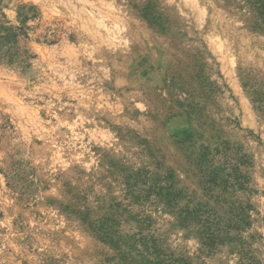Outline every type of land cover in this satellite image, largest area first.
I'll return each mask as SVG.
<instances>
[{"label":"rangeland","instance_id":"rangeland-1","mask_svg":"<svg viewBox=\"0 0 264 264\" xmlns=\"http://www.w3.org/2000/svg\"><path fill=\"white\" fill-rule=\"evenodd\" d=\"M203 146L249 178L243 252L128 197L132 175L172 170L206 201ZM132 217L194 264H264V0H0V264H121L89 225L138 233Z\"/></svg>","mask_w":264,"mask_h":264},{"label":"trees","instance_id":"trees-1","mask_svg":"<svg viewBox=\"0 0 264 264\" xmlns=\"http://www.w3.org/2000/svg\"><path fill=\"white\" fill-rule=\"evenodd\" d=\"M221 155L226 159L217 162L216 157ZM192 156L206 201L179 187L172 170L164 175L144 171L132 175L126 183L128 197L133 204H147L150 200L161 204L175 217L179 227L192 230L205 249L213 250L232 240L241 252L245 251L249 247L245 239L253 238L243 235L252 225L253 208L238 196L249 190V178L241 169L242 163L228 158L220 148L211 150L203 146ZM132 219L136 220L140 233L123 234L119 221L108 218L92 222L89 229L116 251L121 264H194L184 256L164 253L154 236L143 232L147 220Z\"/></svg>","mask_w":264,"mask_h":264},{"label":"bare ground","instance_id":"bare-ground-1","mask_svg":"<svg viewBox=\"0 0 264 264\" xmlns=\"http://www.w3.org/2000/svg\"><path fill=\"white\" fill-rule=\"evenodd\" d=\"M185 4V3H184ZM184 7V6H183ZM211 14V13H210ZM78 16V15H77ZM80 19L82 18V27L86 28L87 30L91 31V33H93L94 35L99 33L101 35L105 36V41H108V43L113 44L115 42V37H114V33L111 30L112 28H110V25L108 24V22H103L98 20V18H94V16L92 15H84L82 16H78ZM103 20V19H102ZM108 21V20H107ZM113 22V21H112ZM113 26V25H112ZM95 27V28H92ZM79 68V67H78ZM81 69V68H80ZM64 72V71H63ZM68 72V71H67ZM61 73V72H60ZM72 82V81H71ZM53 85V84H52ZM64 85V84H63ZM53 89V88H52ZM51 89V90H52ZM77 89V87H76ZM83 89V88H82ZM74 91V90H73ZM69 92V91H68ZM60 95V94H59ZM70 104V103H69Z\"/></svg>","mask_w":264,"mask_h":264}]
</instances>
